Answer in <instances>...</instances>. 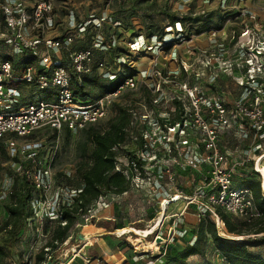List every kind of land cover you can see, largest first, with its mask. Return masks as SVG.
Returning <instances> with one entry per match:
<instances>
[{"label": "built area", "instance_id": "2783aa9c", "mask_svg": "<svg viewBox=\"0 0 264 264\" xmlns=\"http://www.w3.org/2000/svg\"><path fill=\"white\" fill-rule=\"evenodd\" d=\"M236 1L242 3L244 0ZM66 19L63 21L54 13L51 0H0V146L5 143L12 152H16L20 151L17 144L19 139H26L42 130L57 134L82 131L105 119L109 104L127 92L146 89L151 95L152 106H163L160 104L171 89L175 94L182 93L189 104L183 105L180 97H175L183 109L181 120L170 124L164 122L162 113L158 120L150 113L140 115L142 130L138 143L137 137L133 136L135 149L132 148L127 154H118L114 168L125 175L130 186L141 188L152 183L153 188H161L160 180L151 181L149 176L158 150L169 158L174 153L177 158L181 144H186L188 137H195L196 150L184 153L185 166L197 170L205 167L206 173L202 174L199 185L192 193L186 195L179 191L169 199L161 200V211L164 202L167 207L177 197L179 199L175 203L183 202L185 206L165 217L168 222L172 220L168 228L171 233L169 239L163 244H156L153 240L160 257L167 245H173L174 237H182L186 232L185 229L176 228L185 223L183 213L189 205L196 206L199 217L209 212L217 228L223 223L215 214L216 208L237 219L257 217L251 191L245 187L238 188L233 182L236 167L244 165L248 158L231 163L220 149L218 138L227 130L236 131L243 139L252 136L264 138V20L259 19L252 8L236 6L235 11L223 16L216 26L210 27L207 45L186 50L187 56L199 58L202 69L195 72L191 80L180 81L178 69L162 72L154 64L148 71L140 72L138 79L134 75L121 77L123 73L107 70L105 62L94 61V50L106 52L110 45H115L113 39L106 42L105 36L98 32L91 45L72 48L77 35H83L90 26L100 28L105 16L75 21L70 12ZM59 22L65 32L61 36L48 35L54 32ZM174 27L178 28L174 31L176 35L183 37L181 25L177 22L169 28ZM130 45L136 51L151 49L142 37H137ZM121 59L119 57L117 61L123 64ZM181 63L188 68L185 61ZM93 67L99 70L101 78L108 81L121 78L122 81L119 88L111 93L82 100L73 92L72 72L78 77L80 86L82 77L90 76ZM221 74L231 78L237 88L235 97L229 102H224L218 92L214 91L216 94L211 97L198 86L199 81L215 84ZM24 92H37L43 99L26 100ZM177 107L175 105L172 111ZM135 116L133 114V118ZM20 149L24 151L27 145H22ZM175 157L171 159L177 162ZM254 170L259 173L256 161ZM163 171L171 179V171L168 168ZM45 175L46 172L34 171L32 180L36 189H45ZM108 204L97 201L101 208ZM52 214L60 217L58 208ZM159 227L143 238H149ZM156 237H159L158 234ZM149 263H153V260H147L146 264Z\"/></svg>", "mask_w": 264, "mask_h": 264}, {"label": "rangeland", "instance_id": "374dc122", "mask_svg": "<svg viewBox=\"0 0 264 264\" xmlns=\"http://www.w3.org/2000/svg\"><path fill=\"white\" fill-rule=\"evenodd\" d=\"M222 1L224 2L222 3ZM51 3L54 13L63 21L67 20V15L70 12L76 19L75 21H86L91 17L105 16V21L100 28L95 29L90 26L83 35H77L72 48L77 49L91 45L95 35L101 32L105 36L106 42L112 41V39L115 41L116 48L112 51L122 57L120 61H123V64L121 67H116V64H113L109 58L111 49L107 52L94 50V61L105 62L107 70L112 72L119 71L123 73L122 75H126L128 72L132 73L137 79L140 72H143V70L148 71L154 64L155 68L162 72L178 69L180 71L178 75L180 81L191 80V76L202 68L199 58L192 55L187 56L186 50L197 49L200 45H207L210 27L216 26L223 16L235 11L236 6L250 7L259 19L264 20V0H244L242 3L240 2L241 4L236 0H51ZM206 13H209V15L206 16ZM170 14L180 17L203 15L206 17L204 21L208 18V24L204 21L200 22V27H197V29H201V31L197 32L189 28L190 24L186 22V26L183 28V37L179 38L174 32L178 28H169L171 22L168 15ZM117 21H119V25H116ZM63 27L59 22L54 32L51 31L48 35L61 36L65 32ZM137 37H142L147 41L151 49L144 51L132 50L130 43ZM163 41H167V43ZM174 58L175 60H172ZM182 61L186 62L188 68L183 67ZM91 76H95L97 79L93 84L88 83L87 85V92L91 100L101 96L100 86L102 84L113 85L115 83V81L101 78L99 70L94 67ZM198 86L211 97L216 94L214 91L218 92L223 97L224 102L233 100L237 93V88L231 78H228L225 74L219 75L217 82L213 85L199 81ZM176 96L180 97L183 105H189L182 93L175 94L171 89L165 101L160 104L163 106L157 107H153L154 104L152 103L149 104L147 97L140 92L124 93L123 96H118L109 104L106 118L94 124L93 130L95 132L105 130L108 121L115 115V105L124 104L125 106L131 105L139 115L150 113L157 120L159 117L161 118L162 113L164 122L169 123L175 118L177 109L174 111L172 109L175 107ZM24 97L26 100L31 98L43 99L42 95L37 92H24ZM132 121L138 132H141L142 125L137 114L135 118H132ZM88 137L85 131L57 134L42 130L26 139H19L17 144L20 151L12 152L5 143H2L3 147L0 154V225L7 219L4 206L8 202L12 180L16 175L22 173L21 164L28 158L33 157L35 161L31 166V175L34 171L46 172L44 177L45 189L33 191V197L29 202L33 215L28 218L24 230L18 237L12 255L13 262H10V264H35L36 252L44 249L51 235H53V230L59 218L52 213L57 210L59 205L71 202V196L77 188L65 185L63 179L65 176H74L76 169L86 163V155L89 153L90 148ZM136 137L138 143L139 137ZM194 138L188 137L187 143L181 144L177 152L180 156L176 158L175 154H172L177 162L171 159L172 156L169 158L160 149L158 150L157 157L155 156V160L151 163L152 172H149V176L151 181L154 179L160 180L161 188H153L152 183H148L141 188L132 185L127 192L120 195L105 193L97 201L102 200L109 203L107 207L101 208L96 201L85 214H77V221L70 231L72 235L71 243L67 246L66 243L68 242L55 244L54 258L57 262L65 264L70 258L73 259L71 264H94V260L98 261L90 254L95 244L92 246L86 245L89 240L92 241V236L96 237L87 234V227H90V225L102 226L105 219H112L114 223L120 222L124 225L122 230L118 229L120 231H114L113 235H106L109 237L108 241L110 243V240L114 237L119 240L118 246L122 248L123 264H146L147 260L150 259L153 260V263L149 264H164L158 249H156L157 245L154 244L155 246L151 249H147L138 241L141 240L145 244L153 243V240L157 238V234L164 240L169 239L168 228L172 225V220L168 222L165 217L179 212L185 205L183 202L175 203L173 201L174 203L168 204L166 207V202H164L161 211V200L169 199L170 196L179 191L186 195L192 193L199 185L202 174L206 173L204 172L205 167H200L197 170L185 166L184 153L196 150L194 148ZM218 140L220 149L229 157L228 161L231 163L240 161V159L237 160L240 157L248 158L246 165L236 167L234 184L239 186L247 179L260 180V174L254 170V166L255 161L257 166L258 159H260V164L264 166V138L258 139L252 136L243 139L236 131L227 130L219 135ZM22 145H27V149L22 151L20 149ZM132 148L135 149V143L129 146L125 145L121 150L123 154H127L126 152H131ZM153 150L155 151L154 147ZM166 168L171 171V179H168V173L163 171ZM159 175L161 178H158ZM261 193L264 196V192ZM185 213L188 214L187 219L189 221L186 224V232L182 237H174L178 241H172V244L179 249L186 240H189L192 229H195L197 223H199L200 213L196 206H187L183 217ZM161 214H163V217H161ZM159 219H162V224ZM159 225L160 227L154 234L147 239L143 238ZM179 226L183 225H178L176 229ZM132 227L134 229H131ZM218 233L222 237L235 238L226 235L223 226L218 228ZM257 238H264V235H258ZM83 248L84 251L81 252ZM203 251V256H191L187 259V263L225 264L224 259L214 249L209 239L203 242ZM254 251L264 257V246L254 248Z\"/></svg>", "mask_w": 264, "mask_h": 264}, {"label": "trees", "instance_id": "16d2710c", "mask_svg": "<svg viewBox=\"0 0 264 264\" xmlns=\"http://www.w3.org/2000/svg\"><path fill=\"white\" fill-rule=\"evenodd\" d=\"M168 17L171 22L169 23L170 26L178 22L183 30L186 22H189V28L197 32L201 31V29H197V27H200V22L206 18L203 15H185L180 17L174 14L168 15ZM204 22L208 24V18ZM117 23L118 25L120 24L119 21ZM115 48V45H110L109 49L111 51L107 50L110 53L109 58L114 65L116 64V67H121L122 64L117 61L120 56L112 51ZM126 75L132 76L134 74L128 72ZM126 75L124 74L121 77ZM95 80H97L95 76H84L79 86L78 77L72 72L74 94L82 100H91L87 92V85L88 83L93 84ZM121 81V78H117L113 85L102 84L100 86L101 96L115 91L119 88ZM140 93L147 97L149 104L152 103L151 95L146 89H141ZM174 105H178V107L176 108L175 118L170 124L181 120L183 115V109L179 107L180 102L175 100ZM114 108L115 115L108 121L105 130L95 132L93 125L82 130L89 136L90 148L89 153L86 155L87 161L76 169L74 176L64 177L65 185L77 188L71 196V202L59 205L58 213L60 219L57 220L53 235H51L44 249L36 252L35 264H44L49 257H54L55 244H62L66 241L68 242L67 245L71 243L72 235L70 231L77 221V214H85L89 207L105 193L120 195L131 188L125 175L114 170L115 157L121 154L123 146H129L134 143L132 140L133 135L138 137L141 135V132H138L137 127L132 122L133 114L140 115L135 112L131 105H115ZM2 147L1 143L0 154ZM34 161L35 159L30 157L22 163V173L16 175L12 180L8 202L4 206L7 219L0 225V264L13 262L12 255L18 237L24 230L28 218L33 215L29 202L33 197V191H38L31 175V166ZM239 187H245L251 191L254 208L258 212V216L250 220L237 219V217H233L220 208L215 209V214L219 221L223 223V231L226 235L244 237V239L232 241L220 236L216 226L217 223L214 222L209 212H205L199 217L197 227L192 229L189 240H186L180 249L174 245L165 247L164 254L161 256L162 262L164 264H188L187 259L189 257L195 255L203 256V242L209 239L214 249L224 259L225 264H264V257L254 251V248L264 246V238H257L258 235L264 233V196L261 193V182L260 180L247 179L242 184H239ZM62 223L64 224L62 225ZM102 227L106 231L114 232L118 229L122 230L124 225L120 222L114 223L112 220H104ZM193 238L195 240H192Z\"/></svg>", "mask_w": 264, "mask_h": 264}, {"label": "crops", "instance_id": "0c3cea01", "mask_svg": "<svg viewBox=\"0 0 264 264\" xmlns=\"http://www.w3.org/2000/svg\"><path fill=\"white\" fill-rule=\"evenodd\" d=\"M242 160L245 159V157H240L237 160ZM246 165V164H245ZM245 167V166H244ZM235 174V173H234ZM187 213L184 214L183 220H184V224L183 226H179V228L181 229H186V224L189 222L187 219ZM106 221L112 220V219H105ZM131 229H134V227H132ZM121 230V229H120ZM118 230V231H120ZM90 235H94L96 237H91L92 241L89 240L88 243H86V245L88 246H92L93 244H95V247H93V250H91V255L94 256L96 259H98V261L94 260V264H123V257L122 255V248L118 246L119 244V240H117L115 237L110 240L111 243L108 241V236L106 235H113V232H109L106 231L104 229V227L102 226H94V225H90V227H87V234ZM134 233V232H133ZM90 237V236H89ZM88 237V238H89ZM99 237V238H98ZM178 241L175 240L174 242ZM67 242V241H66ZM67 246V243H66ZM91 248V247H88ZM84 251V248L81 249V252ZM73 259H69L67 260V262H65V264H71ZM96 262V263H95ZM59 264H64L59 262Z\"/></svg>", "mask_w": 264, "mask_h": 264}, {"label": "bare ground", "instance_id": "6f19581e", "mask_svg": "<svg viewBox=\"0 0 264 264\" xmlns=\"http://www.w3.org/2000/svg\"><path fill=\"white\" fill-rule=\"evenodd\" d=\"M261 159H262V158H261ZM256 168H257L258 172L260 173L261 189L264 191V166L260 164V159H258V161H257V166H256ZM177 199H179V198L177 197V198L174 199L173 201L175 202ZM163 212H165V211H163ZM161 215H162L161 217H163V214H161ZM159 220H160V219H159ZM160 221L162 222V219H161ZM161 222H160V223H161ZM160 223H159V224H160ZM154 230H155V229H154ZM154 230H153L151 233H153ZM151 233H150V234H151ZM143 237H144V236H143ZM235 238L238 239V238H240V237H235ZM85 239H87V238L85 237ZM138 243L142 244L143 247H146L147 249H151V247L155 246L153 243H149V244L142 243L141 240L138 241Z\"/></svg>", "mask_w": 264, "mask_h": 264}, {"label": "water", "instance_id": "95a60500", "mask_svg": "<svg viewBox=\"0 0 264 264\" xmlns=\"http://www.w3.org/2000/svg\"><path fill=\"white\" fill-rule=\"evenodd\" d=\"M261 235H264V233H262ZM169 236H171L170 232H169ZM224 238H226L227 240H232V241H241L242 239H244V237L238 238V239L237 238L232 239V238H229V237H224ZM155 243L156 244H163V243H165V240L163 238H161V237H157L156 240H155ZM44 264H58V262H57V260L54 257H49Z\"/></svg>", "mask_w": 264, "mask_h": 264}]
</instances>
